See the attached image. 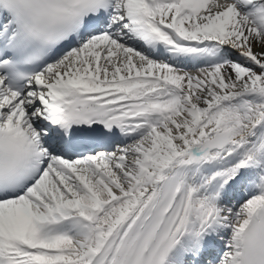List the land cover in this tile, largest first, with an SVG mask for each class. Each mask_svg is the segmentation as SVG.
Returning a JSON list of instances; mask_svg holds the SVG:
<instances>
[{"label": "snow or ice", "instance_id": "6c2138e0", "mask_svg": "<svg viewBox=\"0 0 264 264\" xmlns=\"http://www.w3.org/2000/svg\"><path fill=\"white\" fill-rule=\"evenodd\" d=\"M0 264H264V0H0Z\"/></svg>", "mask_w": 264, "mask_h": 264}]
</instances>
